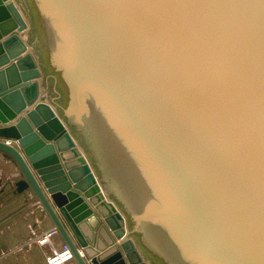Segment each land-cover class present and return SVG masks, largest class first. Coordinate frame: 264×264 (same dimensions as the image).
I'll use <instances>...</instances> for the list:
<instances>
[{"label":"water","instance_id":"95a60500","mask_svg":"<svg viewBox=\"0 0 264 264\" xmlns=\"http://www.w3.org/2000/svg\"><path fill=\"white\" fill-rule=\"evenodd\" d=\"M0 152L77 264H264V0H0Z\"/></svg>","mask_w":264,"mask_h":264},{"label":"crops","instance_id":"0c3cea01","mask_svg":"<svg viewBox=\"0 0 264 264\" xmlns=\"http://www.w3.org/2000/svg\"><path fill=\"white\" fill-rule=\"evenodd\" d=\"M11 170H16L14 163L0 152V264H47L51 246L39 244L36 238L54 224L36 198L24 203L22 195L12 193L7 184ZM53 243L56 247L64 243L59 233Z\"/></svg>","mask_w":264,"mask_h":264},{"label":"built area","instance_id":"2783aa9c","mask_svg":"<svg viewBox=\"0 0 264 264\" xmlns=\"http://www.w3.org/2000/svg\"><path fill=\"white\" fill-rule=\"evenodd\" d=\"M58 233L55 226L40 233L37 236V242L41 245L49 244L51 246L50 252L46 255L47 264H77L74 254L67 243L56 247L53 243V236Z\"/></svg>","mask_w":264,"mask_h":264},{"label":"rangeland","instance_id":"374dc122","mask_svg":"<svg viewBox=\"0 0 264 264\" xmlns=\"http://www.w3.org/2000/svg\"><path fill=\"white\" fill-rule=\"evenodd\" d=\"M132 224V223H131ZM135 237H136V240L138 241L139 240V235L137 234H134ZM139 242V241H138ZM147 253V252H146ZM148 254V253H147ZM151 258H152V261H153V264H164L160 259H158L157 257L155 258L154 256L148 254ZM148 258V257H147Z\"/></svg>","mask_w":264,"mask_h":264}]
</instances>
